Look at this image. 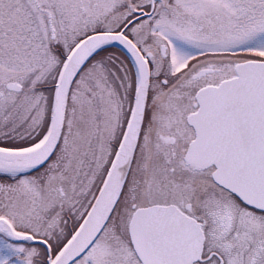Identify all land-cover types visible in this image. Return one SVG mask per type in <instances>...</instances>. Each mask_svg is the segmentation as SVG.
<instances>
[{
    "label": "snow or ice",
    "instance_id": "snow-or-ice-1",
    "mask_svg": "<svg viewBox=\"0 0 264 264\" xmlns=\"http://www.w3.org/2000/svg\"><path fill=\"white\" fill-rule=\"evenodd\" d=\"M0 264H264V0H0Z\"/></svg>",
    "mask_w": 264,
    "mask_h": 264
}]
</instances>
